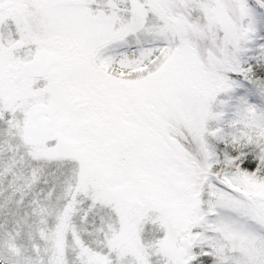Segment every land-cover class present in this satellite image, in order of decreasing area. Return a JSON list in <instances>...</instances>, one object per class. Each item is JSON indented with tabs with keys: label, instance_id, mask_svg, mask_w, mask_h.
<instances>
[{
	"label": "snow or ice",
	"instance_id": "6c2138e0",
	"mask_svg": "<svg viewBox=\"0 0 264 264\" xmlns=\"http://www.w3.org/2000/svg\"><path fill=\"white\" fill-rule=\"evenodd\" d=\"M0 264H264V0H0Z\"/></svg>",
	"mask_w": 264,
	"mask_h": 264
}]
</instances>
